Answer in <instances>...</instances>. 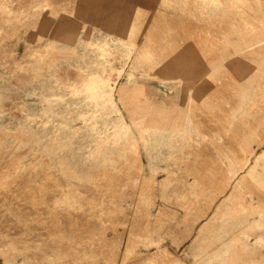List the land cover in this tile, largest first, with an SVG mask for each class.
<instances>
[{
	"label": "rangeland",
	"instance_id": "1",
	"mask_svg": "<svg viewBox=\"0 0 264 264\" xmlns=\"http://www.w3.org/2000/svg\"><path fill=\"white\" fill-rule=\"evenodd\" d=\"M0 264H264V0H0Z\"/></svg>",
	"mask_w": 264,
	"mask_h": 264
},
{
	"label": "bare ground",
	"instance_id": "2",
	"mask_svg": "<svg viewBox=\"0 0 264 264\" xmlns=\"http://www.w3.org/2000/svg\"><path fill=\"white\" fill-rule=\"evenodd\" d=\"M17 1H18V0H17ZM176 1H177V0H176ZM182 1H183V0H182ZM243 1H244V0H243ZM245 1H247V0H245ZM178 2H179V1H178ZM228 2H229V1H228ZM231 2H232V1H231ZM215 3H216V2H215ZM198 5H199V4H198ZM200 5H201V4H200ZM259 5H260V4H259ZM178 6H179V5H178ZM201 6H202V5H201ZM141 8H142V7H141ZM82 10H83V9H82ZM128 10H129V12L127 11V13H128L127 15L130 16L131 9L129 8ZM70 11H71V10H70ZM207 13H208V12H207ZM252 43H253V42H252ZM52 55H53V54H52ZM193 81H194V80H193ZM255 148H256V147H255ZM132 181H133V180H132ZM108 182H109V181H108ZM110 182H111V181H110ZM51 186H52V185H51ZM53 188H54V187H53ZM224 188H225V187H224ZM103 189H104V188H103ZM222 190H223V189H222ZM37 193H38V192H37ZM86 193H87V192H86ZM51 195H52V194H51ZM111 197H112V196H111ZM214 198H215V197H214ZM89 199H90V198H89ZM116 199H117V198H116ZM52 200H53V199H52ZM90 201H91V200H90ZM98 201H99V200H98ZM86 202H87V201H86ZM52 205H53V204H52ZM88 206H89V205H88ZM49 207H50V206H49ZM105 209H106V208H105ZM42 210H43V209H42ZM97 211H98V210H97ZM87 212H88V211H87ZM87 212H86V213H87ZM96 214H97V213H96ZM96 214H95V215H96ZM98 214H99V213H98ZM105 214H106V213H105ZM105 214H104V215H105ZM42 215H43V214H42ZM75 215H76V213H75ZM106 215H107V214H106ZM106 215H105V216H106ZM78 216H79V215H78ZM91 216H93V215H91ZM112 216H113V215H112ZM80 217H81V215H80ZM95 217H96V216H95ZM93 219H94V218H93ZM106 219H107V218H106ZM110 219H111V218H110ZM102 220H103V219H102ZM5 221H6V220H5ZM72 221H73V220H72ZM104 221H105V220H104ZM72 223H73V222H72ZM69 224H71V223H69ZM69 224H68V225H69ZM65 225H66V224H65ZM87 225H88V224H87ZM87 225L85 224V226H87ZM48 226H49V225H48ZM54 228H55V227H54ZM89 228H90V227H89ZM93 229H94V228H93ZM50 230H51V229H50ZM105 230H106V229H105ZM46 233H47V232H46ZM43 234H44V233H43ZM81 238H82V237H81ZM83 238H84V237H83ZM80 242H81V241H80ZM51 246H52V245H51ZM53 248H54V247H53Z\"/></svg>",
	"mask_w": 264,
	"mask_h": 264
}]
</instances>
